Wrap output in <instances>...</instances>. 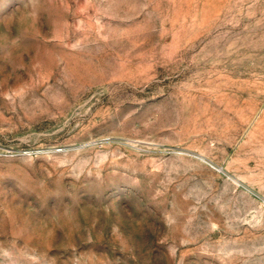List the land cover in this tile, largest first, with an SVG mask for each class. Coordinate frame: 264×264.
Masks as SVG:
<instances>
[{
  "label": "rangeland",
  "instance_id": "1",
  "mask_svg": "<svg viewBox=\"0 0 264 264\" xmlns=\"http://www.w3.org/2000/svg\"><path fill=\"white\" fill-rule=\"evenodd\" d=\"M0 264H264V0H0Z\"/></svg>",
  "mask_w": 264,
  "mask_h": 264
}]
</instances>
